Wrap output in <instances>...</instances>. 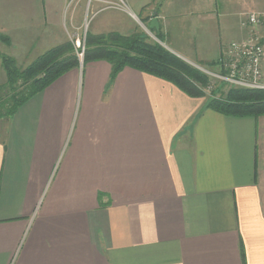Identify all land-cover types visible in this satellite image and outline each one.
<instances>
[{"label": "crops", "instance_id": "1", "mask_svg": "<svg viewBox=\"0 0 264 264\" xmlns=\"http://www.w3.org/2000/svg\"><path fill=\"white\" fill-rule=\"evenodd\" d=\"M68 1L0 0L1 55L62 43ZM88 1L155 10L159 30L191 35L174 53L193 65L218 64L247 13L264 10V0ZM111 72L106 60L71 69L0 118V264H264V115H224L131 67L110 84Z\"/></svg>", "mask_w": 264, "mask_h": 264}, {"label": "trees", "instance_id": "2", "mask_svg": "<svg viewBox=\"0 0 264 264\" xmlns=\"http://www.w3.org/2000/svg\"><path fill=\"white\" fill-rule=\"evenodd\" d=\"M157 32L161 34V30ZM0 36L7 41L6 37ZM86 43L84 62L108 61L112 66L110 84L124 68L131 67L170 81L192 97L207 96L209 78L206 73L162 45L148 42L143 35L90 34ZM74 50L69 42L56 46L25 69L17 66L14 57L0 53L12 92L7 99L0 98V118L14 115L29 99L77 66L79 59L76 53L65 57V52ZM19 82L21 90H18ZM221 89L216 87L211 91L207 108L238 117L264 115V90L232 87L225 92Z\"/></svg>", "mask_w": 264, "mask_h": 264}, {"label": "rangeland", "instance_id": "3", "mask_svg": "<svg viewBox=\"0 0 264 264\" xmlns=\"http://www.w3.org/2000/svg\"><path fill=\"white\" fill-rule=\"evenodd\" d=\"M88 2V0H69L66 7V15L68 14V19L64 31L65 37L64 41L58 46L66 45L68 42L72 44L76 51L74 50L65 52L67 53L65 57L71 56L73 53H76L79 59V63L74 68H80L88 62H91H84V52L87 48L86 41L90 34L109 35L110 33L115 32L124 36L143 35L146 37L148 42L158 43L173 53L177 52L178 50L181 52H185L192 45V43L188 41L191 35L185 33V29L183 28H176L174 24L173 26H166V30H162L160 35L155 30V28H151V23L153 22L154 17H156V15L154 14L155 10H152L151 8H146L138 12L120 9L119 5L113 3L112 5H108V7H110L111 9H96L91 8L90 6L88 8ZM227 12L231 13L233 12V10L228 9ZM178 30L180 32H178ZM245 32L246 34L243 39H246L252 34L247 29ZM257 33L263 34L264 30L262 28H258ZM1 40L4 41L2 38ZM236 40L242 39L236 38ZM227 45L225 46V48L227 47ZM3 54L6 55L11 53ZM42 54L43 53H29L27 58H24L22 56L21 58H19V60L16 59L17 66L21 69H25ZM212 62L213 61H197L195 62L196 65H193L190 62L189 63L195 67H198L199 69H205V71L217 70V64L215 65V63ZM208 78L209 85H212L213 88H211L210 90H206L207 99H210L211 91L215 89L216 86L218 88L222 87L223 89H221V91L225 92L229 91L232 88L231 86L223 84V82L210 74L208 75ZM213 79H217L219 82H216ZM20 85L21 82H19L18 84V90L22 89ZM11 94L12 92L7 82L0 83V98L7 99Z\"/></svg>", "mask_w": 264, "mask_h": 264}, {"label": "built area", "instance_id": "4", "mask_svg": "<svg viewBox=\"0 0 264 264\" xmlns=\"http://www.w3.org/2000/svg\"><path fill=\"white\" fill-rule=\"evenodd\" d=\"M242 26L252 34L227 45L219 58L217 70H201L227 86L264 90V33H257L258 28L264 30V10L248 12ZM217 79L213 80L219 82ZM211 88L212 85L207 87Z\"/></svg>", "mask_w": 264, "mask_h": 264}, {"label": "water", "instance_id": "5", "mask_svg": "<svg viewBox=\"0 0 264 264\" xmlns=\"http://www.w3.org/2000/svg\"><path fill=\"white\" fill-rule=\"evenodd\" d=\"M151 28H156L157 30L160 29V25H159V22H158V18H154L153 19V22L151 23Z\"/></svg>", "mask_w": 264, "mask_h": 264}]
</instances>
